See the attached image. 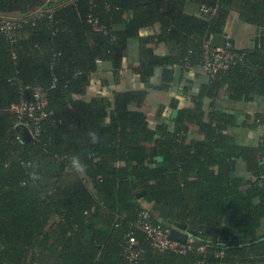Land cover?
Returning a JSON list of instances; mask_svg holds the SVG:
<instances>
[{
	"label": "trees",
	"instance_id": "obj_1",
	"mask_svg": "<svg viewBox=\"0 0 264 264\" xmlns=\"http://www.w3.org/2000/svg\"><path fill=\"white\" fill-rule=\"evenodd\" d=\"M204 6L216 14L202 16ZM235 15L264 27V0H0V16L20 19L14 40L0 37V264H264V231L249 239L264 226V142L240 146L231 133L236 115L215 103L209 114L204 109L223 89L236 101L264 96V47L252 53L232 38L245 58L209 75L194 109L171 103L174 130L152 127L146 90L88 97L102 66L120 84L131 40L141 45L140 81L154 88L163 67L160 89L169 90L177 67L203 66L205 41L228 33ZM160 45L169 55L156 52ZM36 86L46 92L48 114L25 142L12 107L32 101ZM240 160L251 179L238 175ZM144 204L154 223L197 231L192 237L206 252L156 254L136 231L146 253L132 263L127 236ZM232 210L238 220L225 222ZM242 234L244 245L219 242Z\"/></svg>",
	"mask_w": 264,
	"mask_h": 264
},
{
	"label": "crops",
	"instance_id": "obj_2",
	"mask_svg": "<svg viewBox=\"0 0 264 264\" xmlns=\"http://www.w3.org/2000/svg\"><path fill=\"white\" fill-rule=\"evenodd\" d=\"M197 6H193L188 3V10L195 13ZM257 27L247 24L242 21L238 15H235L228 26V30L231 37L235 40L236 46L240 49H249V42L260 38L257 36ZM159 31V26L154 28H148L143 31V36H149ZM131 47L128 50L126 65L122 71H120L118 78L120 84H116L111 68L102 66L97 74L94 75L92 87L89 90L88 97L98 96V93L112 94L114 91H130V90H146L147 103L145 110L147 111L152 127H156L159 124H169L170 129L174 130L171 120L175 117L176 111L170 107L173 101H177L179 108L194 109L196 102L194 97H197L201 87L209 85L211 78L206 70L201 67L192 69L191 71L183 68L179 78L176 75V82L169 90H161L164 83L165 68L158 67L155 70V75L151 79V84L154 88H147L135 74L134 69L139 64L141 45L139 40H131ZM259 45V43H258ZM156 52L159 55H169L167 48L164 45L154 46ZM260 48V47H259ZM257 48V49H259ZM178 68V67H177ZM117 79V78H116ZM107 80L109 85L103 86V81ZM191 81V83H189ZM188 91L186 92L185 89ZM102 88V90H101ZM101 90V91H99ZM112 91V92H111ZM216 104L218 109H222L227 113L236 115L237 127L232 128L231 133L236 139V142L243 147L259 148L264 142V96H254L251 100H234L231 99L228 89L220 91L218 98L205 99L204 109L209 114L213 104ZM212 110V109H211ZM193 136L200 137V132L196 129L191 131ZM238 165V175L241 177L252 178V174L247 168V164L240 160ZM264 231V226L260 231L252 233L249 239H254L260 232ZM239 260V258H236Z\"/></svg>",
	"mask_w": 264,
	"mask_h": 264
},
{
	"label": "built area",
	"instance_id": "obj_3",
	"mask_svg": "<svg viewBox=\"0 0 264 264\" xmlns=\"http://www.w3.org/2000/svg\"><path fill=\"white\" fill-rule=\"evenodd\" d=\"M200 12L204 17L216 14L215 9L206 6L202 7ZM19 21L20 19L18 17L0 16V37L6 36L14 40L15 33L19 29ZM96 29L102 31L97 26ZM222 36L226 39L225 47H214L212 39L204 43L203 68L210 76H215L231 69L245 58L244 53H238L233 50L234 47L231 42L232 37L230 32ZM33 91L34 99L32 101H25L14 105L12 111L18 115L19 120L17 125L28 127L34 138L40 130V123L47 117L48 100L46 92L42 87L36 86L33 88ZM31 122L33 126L30 125ZM32 127L34 128L32 129ZM130 228L131 230L127 236V257L132 263H137L142 260L146 253L139 246L136 231H141L147 236L152 250L156 254H165L168 252L176 255H187L193 252L203 254L207 250L205 246H197L192 236H190L186 243L173 240L170 237L171 229H166L161 224L153 222L152 215L146 204L143 205L139 212V220L131 225ZM223 255L224 251H221L216 257H222Z\"/></svg>",
	"mask_w": 264,
	"mask_h": 264
},
{
	"label": "water",
	"instance_id": "obj_4",
	"mask_svg": "<svg viewBox=\"0 0 264 264\" xmlns=\"http://www.w3.org/2000/svg\"><path fill=\"white\" fill-rule=\"evenodd\" d=\"M256 35L261 36V39L255 38V40L253 39L249 42V49L253 50L252 53H254V50H256L257 48H259V47L263 48L264 47V29H260V28L257 29ZM212 42H213L214 47H225L226 46V39L222 35H215L213 37ZM258 43H259V45H258ZM181 71H182V68H180V67L176 68L177 78H179ZM17 131L22 135L23 140L25 142L32 140V138H33L32 133L28 127H26L24 125H18ZM138 197H141V195L139 194ZM237 220H238L237 214L234 210H232L229 214V217L227 219H225V222H227V221L234 222ZM170 224L172 225L170 237L173 240H176V241H179L182 243H186L189 240L190 236L199 235V233L197 231L188 228V226L185 224H181V223H178L175 221H170ZM92 238H93V233H92V231L89 230L87 233L86 241L91 243ZM219 242L222 243L223 245L233 247V246H239V245L246 244L248 242V239H247V236L245 234H242V235H236V236H231V237H229V236L220 237Z\"/></svg>",
	"mask_w": 264,
	"mask_h": 264
},
{
	"label": "clouds",
	"instance_id": "obj_5",
	"mask_svg": "<svg viewBox=\"0 0 264 264\" xmlns=\"http://www.w3.org/2000/svg\"><path fill=\"white\" fill-rule=\"evenodd\" d=\"M212 41H213V39H212ZM73 163H74L75 167L80 168V165L76 160H74Z\"/></svg>",
	"mask_w": 264,
	"mask_h": 264
},
{
	"label": "flooded vegetation",
	"instance_id": "obj_6",
	"mask_svg": "<svg viewBox=\"0 0 264 264\" xmlns=\"http://www.w3.org/2000/svg\"><path fill=\"white\" fill-rule=\"evenodd\" d=\"M254 26H256V25H254ZM258 29L260 28V29H264V27H259V26H256Z\"/></svg>",
	"mask_w": 264,
	"mask_h": 264
}]
</instances>
